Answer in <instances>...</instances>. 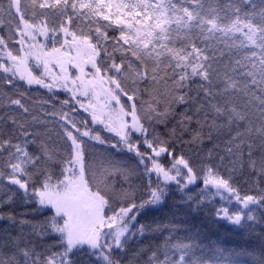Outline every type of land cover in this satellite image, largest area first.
<instances>
[{"label":"snow or ice","instance_id":"obj_1","mask_svg":"<svg viewBox=\"0 0 264 264\" xmlns=\"http://www.w3.org/2000/svg\"><path fill=\"white\" fill-rule=\"evenodd\" d=\"M14 2L0 0V13ZM172 3L25 0L24 9L13 13L14 23H0V89L7 87L0 91V264H264V211L253 214L264 210V108L254 123L229 103L235 82L215 63L225 55L215 47L217 38L202 35L210 30L199 25L198 32L170 28L173 20L164 13ZM73 51L91 65L90 79L77 83L79 76L61 74ZM30 58L42 75L33 73ZM252 68L247 74L258 73L264 84V54L261 67ZM97 79L118 111H105L90 95ZM140 82L172 86L160 96L171 105L145 114L144 122L135 102ZM32 85L43 95L34 97ZM58 89L69 96L60 99ZM121 97L130 102L127 110ZM176 106H182L178 112ZM42 111L58 116L59 141L48 144L37 130L49 122ZM205 139L211 148H202ZM177 144L189 154L178 152ZM97 145L108 153L102 171L90 156L85 164ZM113 152L127 154L134 167L114 160ZM113 176L121 179L113 182ZM89 180L97 184L94 195L101 185L108 193L101 196L107 212L103 235L82 239L71 228L69 194ZM217 198L226 203L213 208L212 218L242 234L258 226L259 234L251 237L256 244H205L195 229L187 240L174 242L182 227L175 222L180 210L198 215ZM228 202L237 207L230 211ZM17 203L28 210L16 212ZM165 210L171 219L150 216ZM162 233L163 242L153 245L150 237Z\"/></svg>","mask_w":264,"mask_h":264},{"label":"trees","instance_id":"obj_2","mask_svg":"<svg viewBox=\"0 0 264 264\" xmlns=\"http://www.w3.org/2000/svg\"><path fill=\"white\" fill-rule=\"evenodd\" d=\"M20 10L24 9L25 0H20ZM168 0L166 1L167 4ZM170 7H167L169 12V17L172 18L173 23L169 25L172 29H181L185 32L188 31H200L199 28L195 27L199 25L206 31L201 33L202 35H212L217 38L215 47L222 49L225 53L222 59L216 61L215 63L219 67L221 72L227 73L235 82V88L232 94L229 96V103L234 105L237 111H243L247 114V118L252 120L254 123H259L257 117L261 115L260 109L264 108V104H261V100H264V84L260 83V76L257 73L255 76H250L248 72H255L256 70L252 68V64H256L257 68L261 67V56L264 54V48L261 47L264 44V0H172ZM4 11L0 13V23L5 26L14 23L15 15L13 14L15 8L13 5L11 7L8 4L4 5ZM171 13V15H170ZM101 24H106L107 22L100 21ZM222 29V30H221ZM110 34H111V30ZM3 32L0 31V35ZM42 39V38H41ZM227 45V47H226ZM117 61L119 60V53L115 54ZM103 56V53H101ZM99 60V58H98ZM239 61V63H237ZM36 61L34 58H30L29 66L34 74L42 75V67L35 66ZM235 69V71H233ZM103 74V73H102ZM69 76V73H68ZM23 83V82H21ZM131 83V81H129ZM38 86L32 85L30 90L33 91L34 97H39L43 95L44 90L41 89L39 92L34 91ZM169 91L171 93L172 86L168 85L167 89L163 83L152 86L149 84L145 87L144 82H140L139 90L136 94V107L137 114L141 117V122H144L143 117L145 114H149L153 109H158L165 106L171 105V99L165 98L161 99L160 96L165 92ZM0 91L7 92V87L5 86ZM59 98L63 99L68 97V93H64L58 89ZM18 94V93H17ZM2 98V97H0ZM46 100V97H44ZM128 102L125 97H121V105L127 110ZM31 107V105H29ZM51 106V105H50ZM38 107V105H37ZM57 113L59 112L61 105H54ZM117 108L119 106L110 105L109 108ZM182 106H176V111L178 112ZM3 111V109H0ZM87 115L86 113H82ZM81 115L80 113L77 114ZM41 116H48L49 122L37 125V130L40 132L42 138L46 143L52 144L54 140L59 141L60 129L57 127L58 116L48 113L46 111L41 112ZM172 121L169 120V127ZM98 125H93V128H99ZM160 132L164 131L162 125L157 126ZM206 131V130H205ZM102 136H112L115 139L114 134H109L106 131H101ZM187 137H185L186 139ZM212 142L205 139L202 148H211ZM29 150H32L33 145H29ZM183 148L185 154H189V149L186 145L177 144L176 149L179 152ZM108 153L102 150V146H95L89 149L88 154L85 157V164H88V157H91V162L102 171V165L107 167L104 158ZM112 158L123 164H127L129 167H134V162L128 159L127 154H116L113 152ZM215 163V161H213ZM227 163V160L225 161ZM245 171H247L245 169ZM88 173L86 171V178ZM119 177L113 176V182H117ZM132 180H138L139 176L131 177ZM89 188L95 193L97 189V184L95 181L89 180ZM250 194H255V189L250 190ZM108 195L104 191L103 186H100L101 196ZM178 200L179 197L177 196ZM226 201L216 199L211 206L205 207L204 211L198 215L187 214L183 209L175 217V222L182 227L179 228L173 236L174 242H183L187 240L191 234L192 230L195 229L196 232L200 234V239L208 244L209 242H215L217 240L223 241L225 246L232 244H240L247 241L249 244H256L252 236L258 235L260 228L253 225L252 230L245 233H241L234 230V226L227 223L224 220L215 221L212 218L213 208L225 204ZM230 211L236 208L235 203L228 202ZM16 212L26 211L28 208L22 206L19 203L12 205ZM256 208L255 205H249V209ZM3 208L0 207V211ZM244 211H248L245 209ZM259 210L253 213L259 216L261 214ZM107 210L104 209V215H106ZM150 216H157L163 219L165 216L172 218L171 212L165 210L159 213H150ZM4 223L0 222V242H2V237ZM167 233H162L150 237V242L153 245L160 244L164 240V236ZM50 246L51 241L46 242ZM205 254H208L206 250ZM243 259V258H241Z\"/></svg>","mask_w":264,"mask_h":264},{"label":"rangeland","instance_id":"obj_3","mask_svg":"<svg viewBox=\"0 0 264 264\" xmlns=\"http://www.w3.org/2000/svg\"><path fill=\"white\" fill-rule=\"evenodd\" d=\"M167 0H160L161 5H165ZM16 11H20V0H15L12 4ZM166 17H169L168 9L164 13ZM171 15V13H170ZM72 57H65L63 64V72L61 73L64 77H69L74 79L76 76H79L80 81L91 78V65L87 64L84 61L83 55L75 53L73 51ZM35 59V58H34ZM71 60L74 65L77 67L69 65L68 61ZM79 68H83L84 71L80 72ZM56 72H59V69H55ZM69 73V76H68ZM55 75V72L52 73ZM64 93H68L63 89H59ZM69 94V93H68ZM90 95L93 96V99L96 103L101 105L105 111H111L112 108H109L110 105H115L110 102V95L107 91V86L104 83H101L98 79L93 80L90 85ZM84 97H81L83 99ZM85 99H87L85 97ZM130 119V117H126ZM102 200L99 196L94 195V193L89 192L86 185L81 184L77 189L69 194V206L73 210V217L71 220L72 230L79 235L82 239H94L96 235H103V210L101 208Z\"/></svg>","mask_w":264,"mask_h":264}]
</instances>
